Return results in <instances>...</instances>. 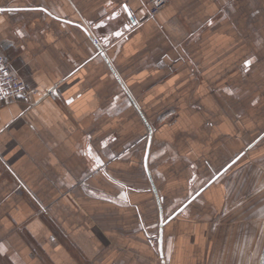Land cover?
<instances>
[{
  "label": "crops",
  "instance_id": "obj_1",
  "mask_svg": "<svg viewBox=\"0 0 264 264\" xmlns=\"http://www.w3.org/2000/svg\"><path fill=\"white\" fill-rule=\"evenodd\" d=\"M149 1L0 0V264H264V0Z\"/></svg>",
  "mask_w": 264,
  "mask_h": 264
},
{
  "label": "built area",
  "instance_id": "obj_2",
  "mask_svg": "<svg viewBox=\"0 0 264 264\" xmlns=\"http://www.w3.org/2000/svg\"><path fill=\"white\" fill-rule=\"evenodd\" d=\"M150 3L152 4L150 9H148V14L151 16L165 5V0H151ZM129 14L135 20L134 15L131 12ZM83 24L91 36L93 44L102 50L100 40L91 26L86 22H83ZM34 93L35 89L28 88L24 80L20 77L18 70L12 66L11 62L5 56L0 55V105L9 102L25 101L32 106L36 103V100H32L31 98ZM48 93L49 91L44 96Z\"/></svg>",
  "mask_w": 264,
  "mask_h": 264
},
{
  "label": "rangeland",
  "instance_id": "obj_3",
  "mask_svg": "<svg viewBox=\"0 0 264 264\" xmlns=\"http://www.w3.org/2000/svg\"><path fill=\"white\" fill-rule=\"evenodd\" d=\"M151 1V0H150ZM149 1V8L151 7V4ZM166 3V0H165ZM252 173V172H251ZM253 175V177H255L257 179V181H259L260 179L263 181L264 180V175H259L257 172H253L251 174V176ZM254 191V190H253ZM260 192H262L261 194L264 193V187L263 189H260ZM239 201V202H238ZM242 205H241V199L239 200H235L234 205H230L228 208V214L226 215L228 220H232L231 222H233L235 224V226L237 225L239 227V225H241V219L245 216L242 214V209H241ZM164 260V259H163ZM155 264H158V261L153 260ZM161 262V260H160Z\"/></svg>",
  "mask_w": 264,
  "mask_h": 264
},
{
  "label": "water",
  "instance_id": "obj_4",
  "mask_svg": "<svg viewBox=\"0 0 264 264\" xmlns=\"http://www.w3.org/2000/svg\"><path fill=\"white\" fill-rule=\"evenodd\" d=\"M179 211V210H178ZM160 224H159V229H158V250H159V255L160 257H162V252H161V235H162V228H163V225H164V221L163 219L161 218L160 219Z\"/></svg>",
  "mask_w": 264,
  "mask_h": 264
},
{
  "label": "snow or ice",
  "instance_id": "obj_5",
  "mask_svg": "<svg viewBox=\"0 0 264 264\" xmlns=\"http://www.w3.org/2000/svg\"><path fill=\"white\" fill-rule=\"evenodd\" d=\"M125 10H127V8H126V6H125ZM8 11H13V9H8ZM117 34H119V33H117ZM246 63H251V61H247ZM69 103H71V101H69ZM96 159L97 160H99V158L98 157H96ZM194 179V178H193Z\"/></svg>",
  "mask_w": 264,
  "mask_h": 264
}]
</instances>
